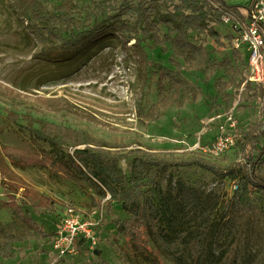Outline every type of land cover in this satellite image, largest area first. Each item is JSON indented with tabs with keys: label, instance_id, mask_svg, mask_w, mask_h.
Listing matches in <instances>:
<instances>
[{
	"label": "trees",
	"instance_id": "1",
	"mask_svg": "<svg viewBox=\"0 0 264 264\" xmlns=\"http://www.w3.org/2000/svg\"><path fill=\"white\" fill-rule=\"evenodd\" d=\"M12 1L21 27L41 46L35 58L45 62L72 59L106 38L123 39L124 46L133 42L143 83L154 80L158 96L150 107L140 105L142 122L157 121L168 108L181 109L198 100L203 89L189 80L186 72L222 70L223 77L214 85L227 112L238 99L245 75L237 65L247 69L248 57L243 56L245 51L234 49V32L224 35L219 27L226 25L225 18L244 23L241 6L225 0H104L99 11L83 20L78 17L76 0H59L52 7L43 0ZM212 42L219 47L228 45L232 59L214 58L209 48ZM146 47L171 53V67L151 59ZM253 85L250 83L248 89ZM258 85L264 88V83ZM261 97L264 99V91ZM37 124L33 133L49 143L51 151L36 154L7 148L5 155L13 162L19 159L21 165L46 169L72 184L96 187L95 209L102 210L105 218L120 207L124 217H113L110 222L116 237L136 256L150 264H161L158 256L171 264H264V211L248 202L245 195L250 186L264 195V122L239 134L238 161L225 168L199 152L179 155L137 148L118 155L111 151L117 146L85 129L42 121ZM221 126L219 135L228 132V127L222 131ZM121 161L128 163L127 174L119 166ZM181 168H198L220 179L240 177L238 189L219 220V195L174 174ZM168 173L163 189L159 179ZM15 198L9 205L13 220L0 223L3 257L12 256L16 242L54 236L36 221L25 201L18 203ZM36 206L35 211H40ZM43 209L52 214L57 208L47 201ZM94 254L96 261L91 264H104L99 249ZM124 260L125 264H136L132 256Z\"/></svg>",
	"mask_w": 264,
	"mask_h": 264
},
{
	"label": "rangeland",
	"instance_id": "2",
	"mask_svg": "<svg viewBox=\"0 0 264 264\" xmlns=\"http://www.w3.org/2000/svg\"><path fill=\"white\" fill-rule=\"evenodd\" d=\"M43 1L49 7L59 3V0ZM225 1L245 8L251 0ZM76 2L78 17L83 20L99 11L104 4V0ZM12 6V0H0V223L13 220L9 205L14 196V201L28 204L36 221L49 233L56 231L69 208L86 217L94 218L99 214L94 207L96 187L72 184L46 169L21 165L19 159L13 162L5 155L7 148L36 154L51 151V145L32 131L39 127L37 122L85 129L94 137L117 146L111 151L118 155L137 148L179 155L190 152L206 155L201 147L214 142L220 126L227 124L225 117L214 120L217 114H226L228 110L215 92L214 84L223 77L222 70L207 74L186 72L187 78L203 89L198 100L181 109L168 108L157 121L142 122L140 105L144 103L150 107L158 96L154 80L143 83L139 61L132 51L133 42L124 46L123 39L106 38L72 59L45 62L35 58L41 46L21 27ZM219 30L225 35L231 28L225 25ZM146 48L151 59L171 67V53L163 54L159 49ZM209 48L214 52V58L232 59L228 45L219 47L212 42ZM246 64L248 67V60ZM237 67L245 75L235 102L239 104L234 118L240 134L256 123L264 122V99L261 97L264 88L252 83L254 85L248 89L250 82L246 83L248 73L245 66L238 64ZM254 93H259V96ZM66 151L72 153L71 150ZM236 153L235 146L213 161L222 168L233 167L238 161ZM119 166L124 174L129 172L127 161H121ZM174 174L184 176L207 193L219 195L221 205L217 220L222 215L220 213L225 212L234 193V185L239 186L240 183V177L220 179L198 168H181ZM168 175L159 179L163 189H166ZM245 193L248 202L264 211V195L260 191L250 186ZM47 201L56 205L57 209L52 214L43 209ZM36 205L40 211H35ZM116 216L124 217L119 206L113 215L105 218L103 212L94 249L81 248L75 255L60 258L52 250L51 237L33 236L14 243L12 256H0V264H91V261H96V249L101 252L100 261L104 264H125L124 258L131 256L136 264H150L133 254L124 241L116 237V229L110 222ZM158 258L161 264H171L163 256Z\"/></svg>",
	"mask_w": 264,
	"mask_h": 264
},
{
	"label": "built area",
	"instance_id": "3",
	"mask_svg": "<svg viewBox=\"0 0 264 264\" xmlns=\"http://www.w3.org/2000/svg\"><path fill=\"white\" fill-rule=\"evenodd\" d=\"M241 12V10H240ZM244 23L233 22L229 18L224 19V24L229 25L234 32L233 47L236 50L245 51L248 58L246 69L247 82L259 84L264 81V0H251L243 13ZM239 101V100H238ZM236 103L225 115H219L216 119L226 117V125L221 126L222 131L210 145L201 147L204 154L211 158H218L227 150L236 146L239 138V127L235 120ZM234 191L238 185H234ZM94 217H86L80 211L69 208L60 219L54 236L51 238L52 250L60 258L75 255L78 246L94 249L97 246V230L103 219V211Z\"/></svg>",
	"mask_w": 264,
	"mask_h": 264
},
{
	"label": "crops",
	"instance_id": "4",
	"mask_svg": "<svg viewBox=\"0 0 264 264\" xmlns=\"http://www.w3.org/2000/svg\"><path fill=\"white\" fill-rule=\"evenodd\" d=\"M241 9V11H243V13L245 12V8H240ZM49 233V232H48ZM54 233V232H53ZM52 238V237H51ZM51 238H50V240H51Z\"/></svg>",
	"mask_w": 264,
	"mask_h": 264
}]
</instances>
